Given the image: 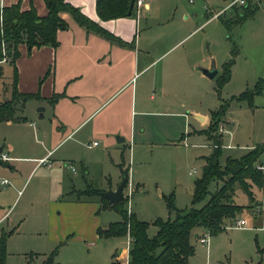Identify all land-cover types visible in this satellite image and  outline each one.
Instances as JSON below:
<instances>
[{"label": "crops", "instance_id": "1", "mask_svg": "<svg viewBox=\"0 0 264 264\" xmlns=\"http://www.w3.org/2000/svg\"><path fill=\"white\" fill-rule=\"evenodd\" d=\"M65 1L78 8L83 15L97 22L115 37L126 43L132 42V46H120L91 31H86L76 24L70 15L63 12L59 15L66 23V28L57 30V45L55 47L40 46L27 50L24 44L18 45V56L13 63L16 70V90L19 93L36 94L38 98L27 99L24 102H19L18 107L15 106L13 116L20 120L2 122L21 124L31 132L37 130L43 143L40 141L38 150L28 149L30 151H27V149L21 148L16 152L15 146L8 143L4 150L8 158L0 162L5 163L7 167H12L13 170H15V166L8 163L9 161L31 163L33 164L31 169L37 170L41 166L38 164L39 159L46 157L51 165L45 167L56 181L48 192V195L50 192L52 193V197H50L51 201L48 202L47 208L44 206V209L34 212L25 207L20 209L14 217L10 216L9 208L0 209V230H12L6 239V264H9L7 262L8 241L13 233H18L27 224L28 220L29 226H35L39 221L43 224V220L47 222L44 228L46 247L50 245L55 247L58 243H62L53 257L57 263L61 260L59 256L61 257V251L65 248L69 232L79 224L84 228L79 233L80 237L96 238V229L104 228L110 222L106 224L100 222L97 214L103 209H99V201L95 196L81 198L76 195V192L86 186L101 191L113 190L121 179L118 164L121 160L123 162V153L126 148H129L130 144H134L136 134L151 128V126L154 128L155 126L158 128L167 127L160 118L161 115L171 114L168 112V102H171V98L180 91L202 97L201 87L207 85L206 78L213 79L219 74V71H216L212 78H208L201 71H196L195 65L209 68L214 62L213 60L209 62L208 56L193 57L188 49L173 54L160 62V57L193 30L179 37L169 47V43L180 32L173 26L164 29V24H169L173 19L160 16L155 11L151 12L150 7L155 0H141V5L137 8L133 7L131 15L105 21L98 19L94 0ZM16 3L20 10L32 8L38 16H43L46 13L42 0H0V9ZM6 67L9 72L8 85L1 82ZM0 72V101H2L9 96L11 65H1ZM258 78L264 79V76L259 75ZM263 90L264 87L259 94L253 96L250 107H253V110L258 107L253 103V100ZM54 95L57 96L55 100L49 102V99ZM218 104L219 100L217 99L215 107ZM237 104L238 106L247 105L244 100L238 101ZM38 106L43 107L42 111H35ZM213 109H209L208 112L190 110L191 120L187 118L186 121V117H184L183 129L185 132L181 133L176 141L181 144L182 142L186 143L188 139L193 141L200 139V144L194 146L207 148V152L196 157L201 158L199 167L204 163L203 158L211 152L213 144H210L205 135L198 131L206 127L209 111ZM27 118H32L30 121H36L38 126L34 128ZM223 118L225 132L220 144V164H223L226 157L237 158L253 146L264 143V138L261 137V140L249 145L240 144V140H236L235 137L237 125L235 126L230 120V114L227 111ZM257 135L259 134L257 133ZM260 135L264 136V128ZM92 141H96V145H88ZM83 147H94L98 152L106 151L109 154L112 152L114 180L107 178L105 183L100 186L93 184L91 180L93 176L89 175L92 174L90 161L83 153ZM1 150L3 148L0 146V153H2ZM14 153L18 154L10 155ZM65 161L72 163L74 171H69L61 166V163ZM122 167H124V163ZM194 172L195 170H192L187 173L192 175ZM215 183L211 182L208 190L212 191ZM129 187L134 188L132 193L139 192L137 190L138 182H134L129 176V167H127V180L122 194ZM13 190L17 195L19 190L17 188ZM251 194L252 198L260 195L258 192L254 194L251 192ZM231 200L233 201L232 197ZM129 211L134 213L131 209ZM28 215L36 216V218L29 219ZM41 216L43 219L40 218ZM58 217L65 220L59 222ZM51 220H53L52 223ZM66 221L67 224H65ZM256 223L258 224V221ZM202 231V228H194L191 237L197 240ZM97 238L100 237L97 236ZM109 238L123 239L125 246L121 247L122 251L128 249L126 236ZM41 244L43 243L41 242ZM120 250L115 247L110 255L112 256ZM28 253L36 256L35 259H39L35 264H40L46 254V252L33 250ZM57 255L59 256L57 257ZM111 256L109 257L110 264L113 259ZM119 256L120 254L117 255V258ZM25 261L26 259L23 260V264Z\"/></svg>", "mask_w": 264, "mask_h": 264}, {"label": "rangeland", "instance_id": "2", "mask_svg": "<svg viewBox=\"0 0 264 264\" xmlns=\"http://www.w3.org/2000/svg\"><path fill=\"white\" fill-rule=\"evenodd\" d=\"M231 1L155 0L150 7L151 12L155 11L163 17H172L173 22L170 20L169 24H164V29L173 26L180 32L169 43V47L179 37L193 30L187 37L160 57V62L173 54L188 49L193 57L208 56V61L213 60L216 71H220L221 64L229 58L232 46L236 47L237 53L233 57L229 77L219 90V97L222 101L229 99L231 96H236L244 90L252 89L258 79H263L258 78V76H264V0H244V3L248 1L257 5L259 9L241 23L224 28L221 18H232L234 10L238 8L236 5L227 7ZM216 12H219V15L213 17ZM195 68L196 71H200L201 68L205 67L195 65ZM205 81L207 85L201 87L202 97L182 91L177 93L176 96L171 98V102H168V112H171V114L161 115L160 118L167 127L158 128L155 126L154 128L151 126V128L136 134L134 144H130V147L126 148L123 153L124 168L129 167V176L132 177L134 182H138L137 190H139V192L132 193L134 188L129 187L132 193L129 198L127 196L128 188L123 192L125 201L123 208L126 212H130L129 209H131L136 218L147 223L146 233L149 237L156 232V226L153 224L156 218L161 220L173 218V212H168L162 195L165 197H168L169 194L172 195V206L176 210H185L190 206L192 182L200 175L201 171V167H199L201 158L196 157L199 154L206 153L207 148L194 146L200 144V139L196 141L188 139L186 143L182 142L181 144L176 141L179 135L185 132L183 129L184 117H186V121L187 118L191 120L190 110L208 112L209 109L215 107L218 99L214 90L215 78H206ZM1 82L6 85L9 84L8 67L3 72ZM228 102L226 111L230 114V120L235 126L237 125L236 140H240V144L249 145L264 138L260 135L261 130L264 128V90L253 100V103L258 106L255 110L246 104L238 106L237 102ZM220 103L221 101H219L218 106ZM18 105L19 102L16 101L14 107H18ZM223 117L217 123V127L221 126L223 132L218 133L216 128L214 133H208L206 131L208 124L204 129L198 131L205 135L210 144H213L211 140L215 135H219L222 142L221 138L225 131ZM30 120L32 118H27V121L36 128L38 126L36 121L33 120V123ZM190 124L192 123L190 122ZM41 140L42 137L37 130L31 132V130L18 123L0 122V146L3 148L1 150L3 153L5 145L8 143L15 146V152L21 148L27 149V151L38 150ZM41 142L43 143V141ZM92 142H89L88 145H91ZM21 145H24V147H21ZM83 153L89 158L92 171V174L89 175L93 176L91 180L94 185L100 186L105 183L107 178L114 180L115 171L112 164L114 158L112 152L109 154L106 151L98 152L94 147H83ZM16 154L18 153L10 155ZM8 163L13 164L15 170L0 162V180L6 179L8 181V185L0 187V209L9 208L10 216L14 217L20 209L25 207L27 210H33L34 212L44 209V206L47 208L48 202L51 201L50 197H52V193L50 192L48 195V192L56 181L49 174L50 171L42 165L39 169L34 170L35 168L31 169L33 166L31 163L18 161H9ZM219 165L222 166L220 163ZM192 170H195V172L188 175L187 172ZM213 182L215 183V181ZM246 182L253 194L255 192L262 194V187ZM219 185L220 182L216 181L215 187ZM233 187L232 199L234 203L243 206L234 220L243 219L245 224L242 228H225L215 235H209L207 244H201L196 238L191 237L190 241L194 254L187 259L186 264H264V254L260 255L257 252V248L261 249L264 246V200L261 213H255L252 207L254 204L261 202L262 197L259 195V197H255L256 199L252 198L251 201H248L239 185L234 184ZM14 188L19 190L17 195H15ZM88 189L92 188L86 186L76 192V195L81 196V198L89 197L91 194H87ZM93 196L99 201V209H102L100 196ZM201 204L202 202L197 203L194 207L197 208ZM97 216L103 224L120 219L118 213L111 209H103ZM31 217L36 218V216L31 215L29 219ZM57 219L59 222L65 220L62 217ZM28 221L18 233H13L8 241L7 262L9 264H23L24 259H26L24 264H35L39 259H35L36 256L28 253L30 250L46 252L43 261L49 254L48 252L54 248L51 245L46 247L44 244V228L47 222L43 220V224L39 221L37 225L29 226ZM256 221H258V224ZM65 224H67V221ZM223 224H229L228 220L225 219ZM83 230V225L79 224L69 232L70 235L67 238L65 248L61 251V257L57 255L61 259L60 261L58 259L60 264H110L109 257L114 248L123 250L121 247L125 246L123 239L120 238H97L96 236V238L87 239L80 237L79 233ZM24 253L28 254L25 255ZM118 253L119 251H116L114 261L121 264L120 256L117 258ZM42 261L40 264H42Z\"/></svg>", "mask_w": 264, "mask_h": 264}, {"label": "trees", "instance_id": "3", "mask_svg": "<svg viewBox=\"0 0 264 264\" xmlns=\"http://www.w3.org/2000/svg\"><path fill=\"white\" fill-rule=\"evenodd\" d=\"M46 8L43 16L36 15L34 9L20 10L18 4H12L0 9V39L5 42L8 55L11 57V78L9 97L0 101V122L8 120H20L14 118V103L24 102L27 99L38 98L36 94L19 93L16 90V70L14 60L18 56L17 47L24 44L27 50L32 47L57 45V30L65 29L66 23L59 13H66L86 31H91L109 42L120 46H132V42L126 43L103 29L97 22L83 15L78 8L70 5L65 0H42ZM134 2V0H133ZM130 0H94V8L99 20L105 21L118 17L129 16L133 12V6L129 8ZM258 6L246 1L243 6L234 10L232 18H221L224 28L233 24L241 23L257 11ZM237 49L233 45L229 58L220 66V71L215 76L214 90L221 101L218 108L209 112V122L206 131L214 133L217 123L225 114L228 101L244 100L249 107L252 106V98L261 92L264 87V80L258 79L252 89L244 90L236 96L222 101L219 97V90L229 77L230 67ZM1 74V72H0ZM57 96H52L49 102H53ZM213 147L211 152L203 158L200 175L193 180L190 206L185 210H176L172 206L171 194L168 197L162 195L168 212H173L172 219L161 220L156 218L153 224L156 232L149 237L146 233L147 223L142 221L132 212H126L123 208L124 199L117 203L109 204L102 196L101 190L88 189L87 194L99 195L102 209L111 208L118 213L120 219L108 223L104 228L98 227V237H122L128 240L127 264H186L188 257L193 254V246L190 242L192 230L202 228L209 235H215L224 229L223 221L227 218H235L240 213L242 206L233 203L231 200L234 184L239 185L245 193L248 201L252 200L249 185L253 184L264 189L261 174L254 168V164L264 149V143L253 146L243 155L237 158L226 157L222 166L219 165L221 154L219 135L212 138ZM123 162L118 164L120 176L127 180V168L122 167ZM213 181H219L220 185L212 191L208 186ZM103 202V203H102ZM202 202L195 208L194 205ZM12 230H0V264H6V239ZM62 243H58L42 261V264H59L53 260L57 249ZM257 248V247H256ZM260 255L264 254L263 248H257ZM115 253L112 254L111 264L114 261Z\"/></svg>", "mask_w": 264, "mask_h": 264}, {"label": "built area", "instance_id": "4", "mask_svg": "<svg viewBox=\"0 0 264 264\" xmlns=\"http://www.w3.org/2000/svg\"><path fill=\"white\" fill-rule=\"evenodd\" d=\"M244 3V0H232L228 5L227 7H230L232 5H236V6H241L242 4ZM141 5V0H134L133 2V7L134 8H137L138 6ZM217 15H219V12H216L213 14V17H216ZM11 62V57L8 55L7 53V49L5 47V42L0 39V66L3 65V64H10ZM217 132L220 133V132H223V129L221 126H218L217 127ZM225 132V131H224ZM92 145H96V142L93 141L91 143ZM214 145H212L213 147ZM227 147H230L229 145H227ZM7 156L5 153H0V161H5L7 160ZM38 164L39 165H43V166H46V167H49L51 165L50 161L46 158V157H43L41 159H39L38 161ZM61 166H64L65 168L67 169H70L71 171H74V166L72 165V163L68 162V161H65L63 163H61ZM254 168L260 172L261 174V180L262 182L264 183V149L262 150L261 154L259 155L258 159L256 160V163L254 164ZM8 184V181L6 179H2L0 180V186H6ZM131 195V192L130 190L128 189L127 191V196L128 198L130 197ZM261 199L262 201L261 202H258L256 204L253 205L252 207V210L255 212V213H261V206H262V202L264 200V189L262 188V194H261ZM229 224H224V229H231V228H242L243 225L245 224L244 220L243 219H235L234 218H227ZM233 220V221H232ZM232 221V223H230ZM208 234H207V231L206 230H203L199 236L197 237V241L201 244H205L208 240ZM120 254V259H121V264H127V249L124 250V251H119Z\"/></svg>", "mask_w": 264, "mask_h": 264}, {"label": "water", "instance_id": "5", "mask_svg": "<svg viewBox=\"0 0 264 264\" xmlns=\"http://www.w3.org/2000/svg\"><path fill=\"white\" fill-rule=\"evenodd\" d=\"M133 5V0H130L129 3V8H131ZM201 73L203 75H205L208 78H212L215 73H216V69L214 68V64L211 63V65L209 66V68H201L200 69ZM41 106H38L35 111H42ZM119 141H122V139H119ZM126 184V178L125 177H121L120 181L118 182V184L115 186V188L113 190H105V191H101V196L109 203V204H113V203H117L120 200L123 199V194H122V189L124 188Z\"/></svg>", "mask_w": 264, "mask_h": 264}]
</instances>
